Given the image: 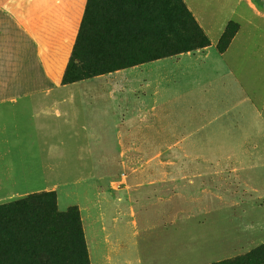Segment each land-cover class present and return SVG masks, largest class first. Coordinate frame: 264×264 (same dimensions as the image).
Instances as JSON below:
<instances>
[{
    "label": "crops",
    "instance_id": "1",
    "mask_svg": "<svg viewBox=\"0 0 264 264\" xmlns=\"http://www.w3.org/2000/svg\"><path fill=\"white\" fill-rule=\"evenodd\" d=\"M182 1L207 36L208 47L64 83L85 1L0 0V204L54 193L60 211L76 205L90 264H176L178 258L180 264H212L253 249L257 240L264 243L263 223L237 228L224 213L231 200L240 198H111L109 193L96 198L98 173L115 169L108 138L116 140L118 155H126L133 149L128 140L151 137L153 100L164 105L166 92L173 89L176 101L180 91L190 92L199 83V73L187 72V66L201 62L200 74L212 73L207 81L239 89V64L226 58L241 42L249 46L243 45L240 54L264 55V0ZM228 24L237 30L220 53L217 44ZM213 52L222 60L214 59L209 70L204 63ZM250 101L254 120L240 133L243 138H262L264 100ZM57 171L88 175L82 173L80 189L66 192L61 183L51 181ZM68 196L71 199L61 204ZM174 199L181 205L170 204ZM182 200H188L185 211ZM249 200L253 211L254 200ZM187 227L191 231L183 235ZM202 230L207 233L204 243L193 248L187 239ZM152 231H158L153 238L157 243L148 251L143 237ZM193 251L199 254L183 258V252Z\"/></svg>",
    "mask_w": 264,
    "mask_h": 264
},
{
    "label": "rangeland",
    "instance_id": "2",
    "mask_svg": "<svg viewBox=\"0 0 264 264\" xmlns=\"http://www.w3.org/2000/svg\"><path fill=\"white\" fill-rule=\"evenodd\" d=\"M84 1L83 15L87 0H79L80 5ZM99 6L106 10L103 23L121 29L118 33L128 44L158 42L160 52L151 54L155 57L170 54L160 59L202 50L208 41L182 0H99ZM236 28L233 24L232 31ZM248 44L239 43L226 58L239 64L236 77L241 88L230 89L229 85L223 88L219 81H207L212 73L200 74L203 63H194L187 66V72L197 71L199 83L190 92L180 91L181 96L175 101L174 90H168L165 104L160 106L157 99L153 100L151 137L128 140L130 144L132 141L133 149H128L126 155H118L116 140L108 138L115 154L108 157L115 160L111 165L115 169L98 173L93 183L96 198L108 193L111 198H240L231 200L230 208H224L237 228L252 226L254 221L264 225V137L243 138L240 133L254 120L250 100L253 103L264 100V55L249 58L248 53L240 54L243 45ZM118 54V59L130 60L140 52ZM214 59L222 60L213 52L204 66ZM210 68L211 65L207 69ZM82 173L88 175V172L57 171L51 181L61 183L66 192L80 189ZM249 198L254 200L253 211L249 209ZM70 199L63 197L60 203ZM187 201L182 200L183 211ZM170 204L181 205L180 199ZM1 205L8 206L0 209V264H90L76 205L69 204L65 211H60L54 193H39L0 204V208ZM227 225L231 230L232 223ZM188 229L183 230V235L191 231ZM157 234L158 231H152L143 237L142 245H147L148 251L155 247L157 242L153 238ZM192 234L187 241L200 249L206 230ZM198 254L183 252V258ZM221 263L264 264V243L257 240L253 249L236 251L230 258L212 264ZM151 264L164 262L155 260ZM176 264H180L179 258Z\"/></svg>",
    "mask_w": 264,
    "mask_h": 264
},
{
    "label": "trees",
    "instance_id": "3",
    "mask_svg": "<svg viewBox=\"0 0 264 264\" xmlns=\"http://www.w3.org/2000/svg\"><path fill=\"white\" fill-rule=\"evenodd\" d=\"M105 13L106 10L100 9L99 0H87L76 42L63 78L64 83L82 81L170 55H157V57L152 55L160 52L161 46L158 42L150 45L137 42L132 45L128 44L118 33L121 29H113L110 24L103 23L102 16ZM232 26L233 24H228L217 44L220 53L225 51L237 30L236 28L232 31ZM123 30L126 31V29ZM208 41H205L204 48L210 45ZM121 52H129L132 55L140 52V54L133 56L130 60L118 59V53ZM6 206L8 205H1L0 209L3 210Z\"/></svg>",
    "mask_w": 264,
    "mask_h": 264
}]
</instances>
